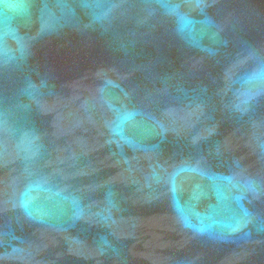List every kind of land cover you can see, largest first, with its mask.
Wrapping results in <instances>:
<instances>
[{
	"label": "water",
	"instance_id": "obj_1",
	"mask_svg": "<svg viewBox=\"0 0 264 264\" xmlns=\"http://www.w3.org/2000/svg\"><path fill=\"white\" fill-rule=\"evenodd\" d=\"M0 264H264V0H0Z\"/></svg>",
	"mask_w": 264,
	"mask_h": 264
}]
</instances>
